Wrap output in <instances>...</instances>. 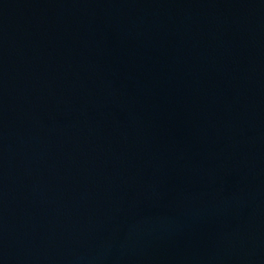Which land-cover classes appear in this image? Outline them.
Instances as JSON below:
<instances>
[{
  "label": "water",
  "instance_id": "water-1",
  "mask_svg": "<svg viewBox=\"0 0 264 264\" xmlns=\"http://www.w3.org/2000/svg\"><path fill=\"white\" fill-rule=\"evenodd\" d=\"M0 264H264V0H0Z\"/></svg>",
  "mask_w": 264,
  "mask_h": 264
}]
</instances>
